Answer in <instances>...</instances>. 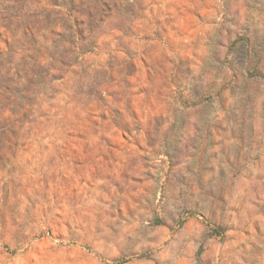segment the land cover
<instances>
[{"label": "rangeland", "instance_id": "rangeland-1", "mask_svg": "<svg viewBox=\"0 0 264 264\" xmlns=\"http://www.w3.org/2000/svg\"><path fill=\"white\" fill-rule=\"evenodd\" d=\"M0 264H264V0H0Z\"/></svg>", "mask_w": 264, "mask_h": 264}]
</instances>
